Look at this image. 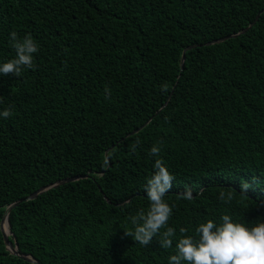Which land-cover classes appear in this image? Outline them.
Returning <instances> with one entry per match:
<instances>
[{
    "label": "trees",
    "instance_id": "1",
    "mask_svg": "<svg viewBox=\"0 0 264 264\" xmlns=\"http://www.w3.org/2000/svg\"><path fill=\"white\" fill-rule=\"evenodd\" d=\"M258 15L245 34L199 47ZM12 31L30 34L39 51L34 69L0 74V112L11 110L0 116V264H34L7 249V208L75 176L89 178L12 210L9 238L22 255L169 264L179 239L209 219L219 225L228 214L248 228L264 220V0H0V64L15 57ZM156 159L175 177L164 197L173 214L143 246L125 231L148 210ZM167 227L175 235L165 249Z\"/></svg>",
    "mask_w": 264,
    "mask_h": 264
},
{
    "label": "clouds",
    "instance_id": "2",
    "mask_svg": "<svg viewBox=\"0 0 264 264\" xmlns=\"http://www.w3.org/2000/svg\"><path fill=\"white\" fill-rule=\"evenodd\" d=\"M10 39L15 57L0 64V74L15 75L20 77L24 69H34V55L39 51L37 42L32 36L18 37L15 31L10 33ZM162 90L167 91V84H163ZM110 89H105L106 98L110 95ZM2 102V97H0ZM11 110L6 109L0 112V116L8 118ZM139 140L136 141L138 145ZM135 146H133V150ZM160 147L154 145L150 149V155L158 156ZM154 173L147 180L145 191L149 201L148 210L140 209L130 220L134 225V231H125L136 242L143 246L152 243L164 228L173 214L172 207L165 201L164 197L171 190L175 177L169 172L162 159H156ZM250 185L243 183L242 191H247ZM183 198L191 199L192 192L186 188L182 194ZM220 199H225V194H220ZM227 199H231L229 195ZM221 224L209 219L201 223L195 230V236H183L179 239L175 255L169 258V264H264V220H259L252 228L246 227L243 223H236L228 214L221 217ZM186 230L181 228L180 232ZM175 235V229L167 227L163 238L159 241L160 246L171 248Z\"/></svg>",
    "mask_w": 264,
    "mask_h": 264
},
{
    "label": "water",
    "instance_id": "3",
    "mask_svg": "<svg viewBox=\"0 0 264 264\" xmlns=\"http://www.w3.org/2000/svg\"><path fill=\"white\" fill-rule=\"evenodd\" d=\"M259 16H260V15H258V16L256 17V19H255L254 22L249 26V28L244 29L242 32H240V33H238V34H234V35L228 36V37H225V38H222V39H218V40H214V41L208 42V43H206V44H204V45H200L199 47H201V46H212V45L220 44V43H222V42L227 41L228 39L236 38V37L240 36L241 34H245V33H246L250 28H252V27L254 26V24L258 21ZM197 47H198L197 45L189 46V47L183 52L182 63H181V69L184 68V62H185L186 52H187L188 50H192V49H195V48H197ZM150 121H151V120H149V121H148L143 127H141V128H139V129L133 131L132 133H130V134L128 135V137H129V136H132V135H134V134H136V133H138L141 129H143L146 125H148ZM113 147H114V146H112V148H113ZM112 148H111V149H112ZM107 154H108V151H107V153H106V157H107V159H108V155H107ZM110 166H111V165H110ZM87 178H89V175H88V174L85 175V176H75V177H71V178H67V179H64V180L58 181V182L55 183V184H51V185H49V186L42 187V188H40L37 192H35L34 194H32V195H30V196H28V197H26V198H24V199H22V200H20V201H18V202H16V203H14V204H12V205H10V206L7 208V210H6L5 214H4V217H3V219H2V222H1V231H2V234H3L4 241H5V244H6V246H7V249H9L14 255H17V256L21 257L22 259H24V260H26V261H29V262L34 263V264H40L39 261L33 259L31 256L22 255V254L19 252V246H18L17 242L15 241L14 243H12V242L10 241L9 236L12 235V231H11V229H10V228H11V225H10V214H11L12 210H13L14 208H16L19 204L23 203V202H28V201H32V200L36 199L40 194H42V193H44V192H46V191H48V190H50V189H52V188H57V187H59V186L65 185V184L72 183V182H76V181H80V180L87 179ZM6 224H7L8 228H9V232L6 230Z\"/></svg>",
    "mask_w": 264,
    "mask_h": 264
},
{
    "label": "bare ground",
    "instance_id": "4",
    "mask_svg": "<svg viewBox=\"0 0 264 264\" xmlns=\"http://www.w3.org/2000/svg\"><path fill=\"white\" fill-rule=\"evenodd\" d=\"M6 230L8 231V226H7V224H6Z\"/></svg>",
    "mask_w": 264,
    "mask_h": 264
}]
</instances>
